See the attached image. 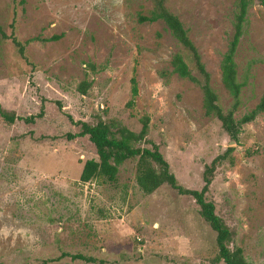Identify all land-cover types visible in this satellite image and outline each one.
Masks as SVG:
<instances>
[{
  "label": "rangeland",
  "instance_id": "obj_1",
  "mask_svg": "<svg viewBox=\"0 0 264 264\" xmlns=\"http://www.w3.org/2000/svg\"><path fill=\"white\" fill-rule=\"evenodd\" d=\"M196 47L225 111L231 97L220 62L231 35L234 0H165ZM152 0H0V25L15 11V35L33 67L0 38V105L21 118H0V262L39 264L60 252H79L99 264H212L214 233L194 200L161 185L142 193L133 161L118 166L114 183L79 181L84 160L96 158L80 123L113 118L157 144L179 185L200 189L202 171L225 147L232 164L215 167L206 199L250 264H264V112L230 140L204 113L199 87L170 73L180 50L160 21L138 22ZM54 40H43L50 36ZM264 6L247 9L236 54L237 79H246L238 118L264 92ZM195 75V73H193ZM137 93L131 105L130 82ZM89 82L85 93L80 82ZM41 111L39 117H36ZM48 264L83 263L63 257ZM215 264H222L221 262Z\"/></svg>",
  "mask_w": 264,
  "mask_h": 264
},
{
  "label": "trees",
  "instance_id": "obj_2",
  "mask_svg": "<svg viewBox=\"0 0 264 264\" xmlns=\"http://www.w3.org/2000/svg\"><path fill=\"white\" fill-rule=\"evenodd\" d=\"M164 1L152 0L151 9L147 14H138L137 21L154 22L160 20L164 24L180 47V50L173 53L170 58V73L180 78H186L199 87L204 113L216 118L228 138L236 142L241 125L253 120L259 113L264 112L263 92L251 109L245 111L238 118H234L233 116L234 112L241 105V91L242 87L246 85V79L242 81L237 79V65L235 62L237 46L241 36L244 34L248 7L254 2L264 6V0H234L231 35L219 66L221 84L231 97L229 108L225 111L218 104L217 96L209 83V74L200 60L196 47L188 37L187 30L179 18L167 9ZM12 2L15 3V0H12ZM7 28L8 31H5L0 25L1 40L8 41L18 59L25 65L33 67L32 62L25 53V45L31 40H37V38L32 37L24 41H20L17 38L15 35L14 10H12V16L7 23ZM56 38L57 36L53 35L43 40H54ZM257 61L264 63V57L259 58ZM129 82L130 98L126 105L133 103V99L137 93L133 76L130 77ZM88 86L89 82L82 81L78 85V91L84 94ZM40 114L41 111L38 112L36 117H39ZM0 118L6 124H12L14 120L18 119L31 122L34 116L21 118L13 110H7L0 105ZM138 121L140 127L136 132L128 129L113 118L101 119L97 117L94 124L80 123V130L75 136H88L95 148L96 158L84 160L78 176L79 181L86 182L95 177H102L106 182L114 183L118 173V166L124 161L131 160L133 161V179L142 193L149 194L159 186L167 185L178 194L190 196L194 200L198 216L214 233L215 252L210 258L212 264L218 262L222 264H250L243 257L240 247L229 246L231 232L222 219L215 213L213 203L205 197L215 167L223 162L232 164V157L230 155L232 147H225L209 164L204 165L200 189L184 188L177 183L157 144L147 138L148 116L144 114L138 118ZM63 257H68L70 260H80L83 263H102L100 259L86 256L79 252L72 254L60 252L57 257L42 259L39 264H48L53 260H59ZM0 264L3 263L0 262Z\"/></svg>",
  "mask_w": 264,
  "mask_h": 264
}]
</instances>
